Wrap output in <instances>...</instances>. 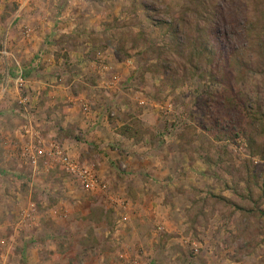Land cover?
Listing matches in <instances>:
<instances>
[{
	"label": "rangeland",
	"instance_id": "1",
	"mask_svg": "<svg viewBox=\"0 0 264 264\" xmlns=\"http://www.w3.org/2000/svg\"><path fill=\"white\" fill-rule=\"evenodd\" d=\"M2 49L1 132L98 183L0 151V264H264V0H0Z\"/></svg>",
	"mask_w": 264,
	"mask_h": 264
},
{
	"label": "built area",
	"instance_id": "2",
	"mask_svg": "<svg viewBox=\"0 0 264 264\" xmlns=\"http://www.w3.org/2000/svg\"><path fill=\"white\" fill-rule=\"evenodd\" d=\"M3 57L12 55L6 50H0ZM16 70L14 71V80L11 74L6 70L0 83V95L7 92L9 84L13 83L16 88H22L26 84L25 75L19 68L18 63L14 60ZM26 98H20L19 104L26 106ZM87 107V106H86ZM24 137V144L20 148L21 158L24 163L34 169L38 168L41 160L45 159L50 166H60L66 174L74 180L81 188L92 191L97 186V173L93 166L79 164L68 152L63 144L55 139L47 140L41 134V130L33 125V120L27 115L26 120L20 127ZM104 187V185H103ZM25 217H28L25 216ZM24 216L20 223L24 219Z\"/></svg>",
	"mask_w": 264,
	"mask_h": 264
},
{
	"label": "crops",
	"instance_id": "3",
	"mask_svg": "<svg viewBox=\"0 0 264 264\" xmlns=\"http://www.w3.org/2000/svg\"><path fill=\"white\" fill-rule=\"evenodd\" d=\"M25 7H27V6H25V4H21L19 7H18V11L16 12L17 13V16H16V14H15V16H11L10 18H8V19H6L5 21H7L8 23V25H10L11 24V22L14 20V19H16V21L18 22V23H22V19H20L23 15L22 14H20V12L21 11H23V10H26L27 8H25ZM19 13V14H18ZM13 19V20H12ZM39 24L40 25H45L46 23H44V21H42V23L41 22H39ZM44 31V30H43ZM50 34V33H49ZM46 36V35H45ZM36 39V37L35 36H33L32 37V39ZM46 41V40H45ZM40 56V54L38 53V54H36L35 55V57H37V56ZM18 66H19V68L23 71V73L25 74V72H24V69L25 68H23V66L21 65V64H18ZM30 67H32V68H34V67H36V63L35 62H31V64H30V66H28L27 68L29 69ZM35 99H36V97H35ZM2 100V95H0V101ZM40 123H41V121H40ZM37 121H36V119H34V126L35 127H38L37 125ZM38 129H39V127H38ZM2 130H0V145H5L6 143H8L7 145H6V147L5 148H7L6 150H5V148H0V151H2L3 153H4V156H6L7 157V152H9V153H15L16 151L14 150L15 148V146L14 145H18L17 147H19V150H20V148H21V146L24 144V137H23V135H22V132H21V134H20V131H21V129L19 130V132H17V135H15V133H14V131H12L11 133H9L8 135H6V133L3 131V132H1ZM20 138H19V137ZM4 149V150H3ZM17 150H18V148H17ZM19 152V156L21 157V153H20V151H18ZM22 159V158H21ZM24 162V161H23ZM45 163V165H47L48 166V162L45 160V159H43V160H41L40 161V163H39V166H38V168L39 167H41L42 165H43V163Z\"/></svg>",
	"mask_w": 264,
	"mask_h": 264
},
{
	"label": "trees",
	"instance_id": "4",
	"mask_svg": "<svg viewBox=\"0 0 264 264\" xmlns=\"http://www.w3.org/2000/svg\"><path fill=\"white\" fill-rule=\"evenodd\" d=\"M219 25V23H218ZM245 44V43H244ZM238 47V46H237ZM240 48L238 47L236 49V51H238ZM236 64L240 67V68H243L245 70H250V63H248L244 58L242 60H236Z\"/></svg>",
	"mask_w": 264,
	"mask_h": 264
}]
</instances>
